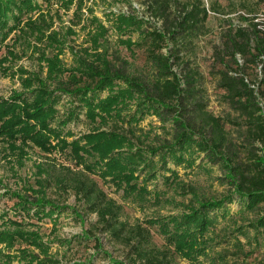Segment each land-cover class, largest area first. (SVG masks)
<instances>
[{
  "label": "trees",
  "instance_id": "obj_1",
  "mask_svg": "<svg viewBox=\"0 0 264 264\" xmlns=\"http://www.w3.org/2000/svg\"><path fill=\"white\" fill-rule=\"evenodd\" d=\"M72 1L62 0V3L68 6ZM33 2L34 0H0V39L3 40L11 29L24 23L31 33L38 35L45 47L57 49L54 54L56 59H48L49 72L53 74L62 69L58 66L57 55L65 41L61 39L59 30L51 28L50 19L53 20V14L49 10L41 11V6L37 4V7ZM49 3H46V7H49ZM144 3L150 14L162 23L160 28L138 32L139 40L135 43L136 47L145 50L147 65L153 70L152 81L141 74L129 75L122 69H114L113 62L104 57L107 47H102L103 51L99 50L101 47L95 29L92 33L89 32V45L69 46L72 53H76L74 65L67 76L53 82L56 89H48L45 83L40 82L27 92H14L8 99H0V140L12 143L30 139L41 145L46 143L41 129L60 136L63 127L78 118L82 110L87 121L91 122L102 113L111 116L109 113L115 107L119 105L122 109L126 108L128 103L135 100L137 115H142L149 109L163 122L171 123L172 141L163 143L160 140L156 145L144 144L146 148L133 147L130 139L137 137L134 136L132 126L126 130L115 126L114 129L85 134V145H81L79 140L74 141L71 152L76 163L84 160L82 165L90 173L93 172L92 160L97 166L107 169L100 170L102 173H112L116 167L127 171L138 164L154 171V155H159L160 163L165 166L167 157L171 156L178 162L185 150L203 153L210 164H218L226 171L230 192L219 199L203 200L198 206L190 207L188 212L177 218V227L180 229L184 225L187 229L206 228L213 224L215 210L225 208L226 202L236 200L241 209L253 211L254 216L249 226L255 233L264 235V28H259L256 22L245 18L247 16H239L244 21L243 24L232 25L226 22V28L223 24L218 28L220 42L214 45L213 64L208 75L213 81V88L219 91V102L228 111L224 115H215L207 109L204 75L193 64L189 56L192 50L188 46L200 34L209 31L205 24L210 12L221 10L220 3L218 0H207V5L204 0H144ZM34 10H37L36 18H32ZM25 16L26 19L23 18ZM134 17L119 13L116 16L118 27L134 21ZM10 18L13 19L12 24H9ZM142 22L148 23L139 20L140 24ZM72 32L71 28H67L65 34ZM117 40L124 43L127 50H131V55L134 54L128 39ZM116 58L113 57L114 60ZM119 80L125 87H114ZM30 81L31 78H28L25 83L30 84ZM104 90H108L107 96L99 98V93ZM57 91L64 94V97L71 98L70 102L73 104L74 101L77 102L63 118H57L58 110L55 106L52 107L55 101L52 97ZM26 97L31 100L27 101ZM135 117L136 114L132 119ZM55 119L58 124L51 128ZM125 122L130 123L129 120ZM232 128L235 136L231 134ZM122 141L123 145L129 146L125 150L122 148ZM145 151L148 153L145 154ZM119 159L121 160L118 161ZM109 160L111 162L108 163ZM61 169L66 173L58 188L71 189L75 199L81 204L82 213H95L97 216L96 221L89 224V235L73 238H92L98 249L96 254L101 253L96 233L104 235L114 245H121L123 260H110L107 257L109 254L103 253L112 264H177L170 247L156 246L149 227L141 223L130 225L121 220L122 206L109 198L86 170H71L67 166ZM14 195L17 198L15 205L19 208V218L10 221L7 228L14 227L11 231L5 229L6 225L3 224L0 242L8 244L11 240H20L45 253L39 259L32 250L22 248L23 259L26 261L19 264H32L34 261L36 264H57L58 260L46 255L47 244L42 242V235L34 229L39 227L32 219H42L49 216L48 212L66 209L79 217L77 210L57 203L47 196L45 190L39 197L32 199L18 192ZM178 233L170 231L165 234V238L168 242L174 241ZM69 240L71 239H66L65 242L70 243ZM72 264L83 262L76 261ZM88 264H92L91 260ZM256 264H264V261Z\"/></svg>",
  "mask_w": 264,
  "mask_h": 264
},
{
  "label": "rangeland",
  "instance_id": "obj_2",
  "mask_svg": "<svg viewBox=\"0 0 264 264\" xmlns=\"http://www.w3.org/2000/svg\"><path fill=\"white\" fill-rule=\"evenodd\" d=\"M46 1L34 0L33 3L41 6V11L49 10L53 14V20L50 19L51 28L59 30L61 39L66 42L57 55L58 66L62 69L54 71L53 74L49 72L48 59H56L54 54L57 49L45 47V43L40 42L37 34L31 33L24 23H20L15 29H11L3 40L0 39V99H8L14 92H27L38 86L40 82L45 83L48 89H56V84L53 82L67 76L74 65L76 53H72L69 46L89 45L88 39L91 38L89 35L95 29L101 47L99 50L103 51L102 47H107L103 56L113 62L114 69H122L129 75L141 74L148 78L147 80H153V70L147 65L145 50L136 47L135 43L139 40L138 32L160 28L162 23L146 9L144 0H73L68 6L62 3V0H48L50 3ZM45 2L49 3V7H46ZM204 2L207 5V0ZM218 2L221 10L210 12L205 24L209 31L200 34L188 47L192 50L189 56L193 64L197 65L204 75V86L207 87V109L215 115H224L228 108L219 102V91L213 88V81L208 75L213 64L214 45L220 42L218 28L222 24L226 28V22L232 25L243 24L244 21L239 16H247L245 18L256 22L259 28H264V0H218ZM36 11H32V18H36ZM119 13L135 16L134 21H128V24L123 23L118 27L116 16ZM141 19L148 23L140 24ZM12 23L13 19L10 18L9 24ZM67 28L73 30L69 35L65 34ZM118 38L123 41L128 39L134 54L131 55V50H127L126 45L120 43ZM162 50L166 51L165 48ZM115 56L116 60L113 59ZM173 68L176 69V66ZM28 78H31L30 84L25 83ZM116 83L117 85L114 86L116 88L125 87L121 80ZM107 91L100 92L99 98L107 96ZM52 98L55 99L52 107L55 106L54 108L58 110L57 118H63L77 103L74 101L73 104L70 102L71 98L64 97V94L58 91ZM26 99L31 100L28 97ZM135 108V100H133L126 108L122 109L119 105L115 107L109 113L111 116L102 113L99 118L91 122L87 121L82 110L78 118L63 127L60 136L53 135L47 129H41L44 133H41L44 136L43 140L46 141L41 145L30 139L26 142L12 141L13 145L10 141L0 140V230L4 227L3 224L6 225L5 229L13 230L14 227L7 228V226L12 219L19 218L17 217L19 208L15 205L16 192L32 199L39 197L45 190L47 196L55 199L59 204L75 208L79 214L78 217L70 209H66L48 212L49 216L42 219H32V222L39 227L34 229L42 235V242L47 244L48 258H55L58 260L57 264H72L76 261L88 264L90 260L92 264H112L111 259L123 260L122 246L109 242L104 235L96 233L101 248L99 250L101 253L98 254L95 253L98 249L92 238L90 240L73 238L89 235L87 233L89 224L96 221L97 216L95 213H82L81 204L77 202L71 189L58 188L66 173L61 168L67 166L71 170H86L106 195L122 206L121 220L130 225L141 223L149 227L156 246L170 247L177 264L263 262L264 235L255 233L249 226L254 216L253 211L241 209L236 200L226 202L225 208L215 210L213 213L216 217L213 219V224H209L206 228L187 229L184 225L180 229L177 227V218L188 212L190 207L198 206L203 200L219 199L230 192L226 171L218 164H210L203 153L185 150L181 153L178 162L171 156L167 157L165 166L160 163L159 155H154L152 156L156 163L154 171L152 168L138 164L127 171L116 167L111 171L112 173H102L101 171L107 169L97 166L92 160L93 172L90 173V170L82 165L84 160L78 159L80 163H76L71 146L77 140L81 145H85L86 140L83 136L90 132L96 133L99 130L116 127L126 130L132 126L134 136L137 137L130 139L133 147L146 148L144 144L156 145L155 143H159L160 140L163 143L172 141L173 131L170 122H163L149 109L142 115L140 113L137 115ZM125 118L130 123L125 122L127 121ZM57 124L55 119L50 127ZM230 130L235 136L234 129ZM123 142L122 148L125 150L129 146L123 145ZM147 153L148 151H145V154ZM85 161L88 163V158ZM148 169L150 170L147 171ZM170 231L179 232V235L174 241L168 242L165 234H169ZM66 239H71L70 243H66ZM8 244L0 242V264L25 262L22 248L32 250L40 257L39 259L45 254L20 240H11ZM104 252L109 254L107 257L110 260L103 255ZM32 264H36V261Z\"/></svg>",
  "mask_w": 264,
  "mask_h": 264
}]
</instances>
